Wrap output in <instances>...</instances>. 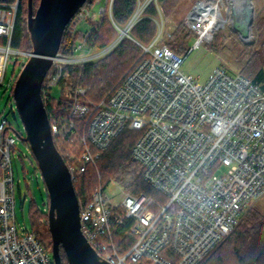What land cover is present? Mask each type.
<instances>
[{
	"label": "built area",
	"instance_id": "obj_1",
	"mask_svg": "<svg viewBox=\"0 0 264 264\" xmlns=\"http://www.w3.org/2000/svg\"><path fill=\"white\" fill-rule=\"evenodd\" d=\"M114 1L85 2L75 11L64 33H79L80 38L70 52L60 48L52 58L42 85L43 99L46 105L53 88H60L66 66L95 60L124 37L136 41L142 48L140 58L102 100L89 101L86 88L80 86L69 104L48 115L55 143L81 144L79 156L67 154L73 182L124 129L140 131L132 154L157 194L129 192L112 180L121 194L109 195V185L99 183L88 201L79 200L81 229L99 259L108 264H200L264 195V92L259 83L220 65L204 82L181 68L188 53L210 42L224 25V9L231 17L228 0L226 6L225 0H197L192 5L186 23L196 41L186 55L162 43L163 19H156L158 32L150 43L130 34L147 5L157 0H138L124 25L113 17ZM96 4L99 8L94 10ZM18 11L19 0L0 3V86L11 55L23 65L31 54L12 47ZM106 13L119 33L99 48L89 40ZM220 17L224 21L213 27V20ZM84 22L91 23L86 30L80 28ZM12 109L15 113L13 105ZM77 116H86V129H79L83 120L78 123ZM11 128L2 117L0 264H55L52 250L33 231L26 227L19 231L17 226L16 137Z\"/></svg>",
	"mask_w": 264,
	"mask_h": 264
},
{
	"label": "trees",
	"instance_id": "obj_2",
	"mask_svg": "<svg viewBox=\"0 0 264 264\" xmlns=\"http://www.w3.org/2000/svg\"><path fill=\"white\" fill-rule=\"evenodd\" d=\"M14 1L0 0V3H13ZM190 1L195 2L197 0ZM94 2L95 0L86 1L88 5ZM179 2L180 0H157V3L151 1L145 9L143 17L131 29L132 37L141 43H150L158 32L155 19L158 18L159 11L161 10L169 17ZM37 3L38 0H33L34 6ZM137 4L138 0H115L112 9L115 21L119 25H124L137 8ZM260 6L261 9L258 10L254 23L256 29L262 32L264 30V0ZM27 12V0H19L12 47L32 52V42L27 27ZM170 32L171 35L162 43L167 44L173 51L185 55L190 49L188 46L190 36L196 37V33L184 21H180ZM118 33L119 31L106 13L92 31L89 44L103 48L109 45L118 36ZM79 38V33L69 35L65 32L60 48L70 52ZM0 42H3L2 38H0ZM210 42L211 47L219 46L215 42ZM242 52L240 67L236 73H241L259 83L264 92V37L261 38L259 46L248 45L242 49ZM141 54L140 45L130 37H124L103 56L92 61L66 66L65 75L60 83L59 94L67 93V97L51 94L46 103L47 112L49 113L63 104H69L71 102L69 97L80 86L86 88V98L89 101L99 102L114 89ZM220 66L230 72L226 67L228 64L222 60ZM85 118L86 116L76 117L78 123L83 120L79 129H86ZM140 134L141 132L138 130L124 129L106 149L100 151L95 164H89L86 171L74 182L79 200L88 201L96 185L101 183L106 187L111 184L112 180L129 192L145 191L150 194H157L144 180L142 165L132 154V147ZM55 144L67 162L69 159L67 154L75 156L81 154L80 142L65 141L61 143V146L58 142ZM37 169L40 170L38 165ZM33 202L31 206V231L36 234L45 247L50 248L52 236L48 225V214ZM61 253L64 264H69L63 249H61ZM200 264H264V213L253 210L252 206L247 208L241 215L235 229Z\"/></svg>",
	"mask_w": 264,
	"mask_h": 264
},
{
	"label": "water",
	"instance_id": "obj_3",
	"mask_svg": "<svg viewBox=\"0 0 264 264\" xmlns=\"http://www.w3.org/2000/svg\"><path fill=\"white\" fill-rule=\"evenodd\" d=\"M86 1L39 0L34 9L33 0H27L32 52L13 87L16 107L26 129L23 139L30 144L49 194L47 214L55 264H64L61 249L69 264H108L99 259L82 232L79 197L67 162L54 142L42 94L44 78L60 49L66 25ZM250 1L252 5L244 4L239 11L231 7L233 28L242 38L250 36L253 23L255 8ZM238 15H244V20Z\"/></svg>",
	"mask_w": 264,
	"mask_h": 264
},
{
	"label": "rangeland",
	"instance_id": "obj_4",
	"mask_svg": "<svg viewBox=\"0 0 264 264\" xmlns=\"http://www.w3.org/2000/svg\"><path fill=\"white\" fill-rule=\"evenodd\" d=\"M195 2H191L190 0H180L169 17H167L160 10V8H158L160 11L158 18L156 19H163V22L165 23V28L162 31L161 37L163 42L171 35L170 31H172V29L180 21H184L187 25L186 14ZM155 3H157V1H155ZM224 3L225 6L228 4L226 0ZM261 3L262 0H253L255 13L253 16V23L250 26V36L247 39L242 38L239 32L233 28L232 16L230 17V13L226 12L221 5L224 9L223 13L226 15V20L224 21V25L216 30V33L213 36L214 39L211 40L212 43L215 42L219 46L211 47L208 41L201 43L198 47L192 49L191 52H187L188 55L186 56L181 68L186 73L192 74L200 82H204L208 78L211 71L216 66L221 64L222 60V62L228 64L226 67L230 70V72L235 74L237 69L240 67V57L243 53L242 49L248 47V45H254L256 47L259 46L261 38L264 37V30L259 32L254 23L255 18L258 15V10L261 9ZM36 5L34 9L36 8ZM230 7H232L231 4ZM98 8L99 4L94 5V10ZM90 26V22L80 24V28L82 30H86ZM166 30L167 32H165ZM218 36L219 38H217ZM195 41L196 37L191 35L188 46L192 47ZM15 60L16 56L11 55L9 61L7 62L6 75L3 79L2 85L0 86V119L2 117L7 118L12 125L10 134H13L16 137V145L13 148V154L15 155L13 159L15 176L14 196L17 226L19 231H21V229L25 227L29 230L32 228V201H34L33 203L41 207V209L46 213L49 205V194L41 171L37 169L38 164L32 153L30 144L28 141L23 139L26 136V129L13 97L15 79L19 75L22 63L19 60L15 62ZM59 91L60 88H53L55 96L60 95ZM62 95L66 96L67 93H63ZM12 105L14 106V109H16L15 113L13 112ZM19 179L20 184L18 185ZM107 193L109 195L117 193L120 196L121 191L118 187L111 184L107 187ZM252 209L264 213V195L256 200V202L252 205Z\"/></svg>",
	"mask_w": 264,
	"mask_h": 264
},
{
	"label": "bare ground",
	"instance_id": "obj_5",
	"mask_svg": "<svg viewBox=\"0 0 264 264\" xmlns=\"http://www.w3.org/2000/svg\"><path fill=\"white\" fill-rule=\"evenodd\" d=\"M231 4V6H233L236 10H240V8L244 5V4H247V5H252V2L250 0H228ZM35 7V6H34ZM231 8V7H230ZM231 16H232V13H231ZM237 16V15H236ZM240 16V18H242L244 20V15H238ZM233 17V16H232ZM235 20V19H234ZM224 20H222V18L220 17V19L216 18L213 20V27H215L217 24H219L220 22H222ZM246 21V20H245Z\"/></svg>",
	"mask_w": 264,
	"mask_h": 264
},
{
	"label": "crops",
	"instance_id": "obj_6",
	"mask_svg": "<svg viewBox=\"0 0 264 264\" xmlns=\"http://www.w3.org/2000/svg\"><path fill=\"white\" fill-rule=\"evenodd\" d=\"M263 1V0H262Z\"/></svg>",
	"mask_w": 264,
	"mask_h": 264
}]
</instances>
